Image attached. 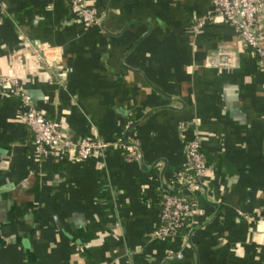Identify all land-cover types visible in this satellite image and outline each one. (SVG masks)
Instances as JSON below:
<instances>
[{
	"label": "crops",
	"instance_id": "crops-1",
	"mask_svg": "<svg viewBox=\"0 0 264 264\" xmlns=\"http://www.w3.org/2000/svg\"><path fill=\"white\" fill-rule=\"evenodd\" d=\"M87 2L101 14L88 28L68 0H0V264H264V69L252 49L221 17L197 27L212 0ZM16 84L73 136L136 134L140 156L42 154ZM196 134L204 183H174ZM165 190L197 210L155 238Z\"/></svg>",
	"mask_w": 264,
	"mask_h": 264
},
{
	"label": "built area",
	"instance_id": "built-area-1",
	"mask_svg": "<svg viewBox=\"0 0 264 264\" xmlns=\"http://www.w3.org/2000/svg\"><path fill=\"white\" fill-rule=\"evenodd\" d=\"M71 11L86 28L98 23L101 18L97 6L87 0H68ZM210 14L200 17L198 26L204 25L210 18L221 17L235 27L240 38L252 49L258 65L264 69V0H212ZM4 84L16 83L9 76H2ZM18 84L14 92L26 102L27 108L22 120L33 130L34 140L40 152L50 154L57 148L72 153L78 159L99 158L110 147L122 148L128 159L140 156L139 140L136 134L119 135L113 138L100 136H73L65 132L61 122L49 118L43 110L30 103V94ZM185 122H181V127ZM186 163L176 172L173 182L185 186L204 183L206 157L198 134L188 138L185 146ZM193 200L184 191L165 190L161 200V224L152 231L155 238L174 236L188 224L196 212ZM183 256L182 252L168 254V257Z\"/></svg>",
	"mask_w": 264,
	"mask_h": 264
},
{
	"label": "trees",
	"instance_id": "trees-1",
	"mask_svg": "<svg viewBox=\"0 0 264 264\" xmlns=\"http://www.w3.org/2000/svg\"><path fill=\"white\" fill-rule=\"evenodd\" d=\"M186 194L188 195V197H190L193 200V198L188 193H186Z\"/></svg>",
	"mask_w": 264,
	"mask_h": 264
}]
</instances>
